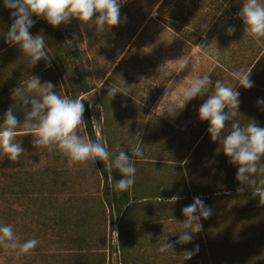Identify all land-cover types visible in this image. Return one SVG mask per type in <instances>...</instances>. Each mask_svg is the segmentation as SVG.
I'll list each match as a JSON object with an SVG mask.
<instances>
[{
	"label": "rangeland",
	"instance_id": "374dc122",
	"mask_svg": "<svg viewBox=\"0 0 264 264\" xmlns=\"http://www.w3.org/2000/svg\"><path fill=\"white\" fill-rule=\"evenodd\" d=\"M161 1L121 0V23L106 32L97 30L94 21L82 25L73 18L70 23L54 28L44 19L32 17L35 23L30 32L44 35L46 51L52 59L50 67L42 59L30 68L27 56V71L39 76L41 83L52 82L59 95L86 101L96 139L102 144L106 142L110 152L118 154L123 149L131 156L133 145L143 148V158H133L137 174L129 193L130 197L146 202L131 201L134 206L128 207L129 212L123 218L122 211L118 213L109 206L110 189L103 190L95 163L69 167L67 158L58 150L34 148L32 134L23 136L20 129L16 141L25 150L20 160L14 163L0 151L2 224L12 225L21 242L35 238L40 243L27 255L0 247V264H125L126 260L136 264H214L211 247L217 235L215 214L206 219L205 227L193 235L190 243L176 244L180 231L184 230L181 209L191 203L170 200L184 192L187 178L182 169L183 157L194 136L203 134L207 125L198 115L204 102L192 107L187 117L183 112L189 102L175 118L160 113L169 104L181 105L189 82L194 77L210 75L215 65L200 47L182 35L194 33L196 22L208 21L210 27L216 28V39L227 37L231 4L229 0H188V7L172 6L176 15L170 21L179 27L180 32H176L168 28L165 19L156 16ZM10 13L4 7V0H0L1 45L6 44V33L12 23ZM73 34L78 39L73 40ZM16 53L17 57L23 54ZM22 58L18 60L20 64L24 62ZM183 58H188L190 65L179 72ZM74 65L83 68L85 80L92 88L80 96L72 89ZM112 88L128 95L117 92L112 97L109 91ZM166 90L172 92L165 96ZM82 135L87 138L85 127ZM217 155L209 144L192 161L199 181L214 180ZM106 167L110 177L107 164ZM16 172L23 174L22 177L31 175L41 185L40 191L33 187L32 193L22 195V207L14 204L10 190ZM114 173L123 178L119 170L111 169L112 177ZM40 208L42 213L34 214ZM56 220L67 223L65 234L57 229ZM250 220L258 232L249 230L246 238L249 244L252 239L258 240L255 264H264V216ZM74 223H79L76 231ZM165 237L174 248L161 253L159 248ZM222 237L226 245V235ZM196 246L198 252L185 260L184 253L193 252ZM222 251L225 264L252 263L249 258L245 261L232 255L226 246Z\"/></svg>",
	"mask_w": 264,
	"mask_h": 264
},
{
	"label": "clouds",
	"instance_id": "9594fccd",
	"mask_svg": "<svg viewBox=\"0 0 264 264\" xmlns=\"http://www.w3.org/2000/svg\"><path fill=\"white\" fill-rule=\"evenodd\" d=\"M223 6L228 7L227 4ZM4 7L11 10L12 18L11 26L6 33V43L18 45L22 53L30 57V68L42 59L50 67L52 59L46 51L44 35H33L30 32L35 23L33 16L44 19L54 28L70 23L73 18L79 20L82 25H89L90 21H94L96 29L101 32L111 31L121 23V0H4ZM237 16L242 18L245 31L251 38L259 40L264 37V4L260 0H244ZM226 32L232 35L235 28L229 26ZM75 39L78 37L73 34V40ZM73 40L67 42L71 43ZM203 55L211 58L213 51L207 49ZM189 65L190 60L183 58L179 72ZM231 75L237 81L235 86L226 85L221 80H217L213 85L209 74L194 77L183 92V103L179 106L174 103L165 106L160 115L175 118L188 102L208 93L207 100L198 109L199 119L208 122L207 132L211 141H218L224 155L229 158V163L237 166L236 180L241 185L252 186L253 196L259 197L260 205L264 206V179L257 182L254 178L257 172H264V166L261 165L264 157V127H260L255 120H250L242 126L236 119L241 103L237 86L250 89L254 82L250 78L251 71L245 69ZM55 88L56 85L52 82L41 83L39 76L31 75L24 82V86L19 85L12 90V99L20 101L25 118L21 122L12 107L7 109L3 123L0 124V151L10 161L18 162L25 152L21 143L16 141L17 130L22 129L23 136L32 134L34 148H46L49 152L58 150L67 158L69 167L75 164L93 165L100 160L110 169V181L113 180L111 169L119 170L123 178L114 182V187L119 192H127L135 184L137 169L133 158H143V148L140 145H133L131 156L123 149L117 154L108 150L106 142L102 144L98 140L85 138L82 135L85 127L84 103L80 99L59 95L54 91ZM109 91L112 97L117 92L128 95L127 92L116 88ZM170 93L166 90L165 96ZM257 104H264V100H258ZM230 121L231 130L225 134L224 129ZM181 198L173 196L170 200L174 203ZM181 211L185 217L184 230L180 231L179 239L175 243L188 244L192 241L193 235L202 230L201 220L208 219L212 215V210L197 196ZM39 243L40 241L35 238L21 242L12 225L0 223V247L3 249L16 250L21 255H27ZM173 248L174 244L167 242L165 237L161 241L159 251L165 253ZM198 250L199 246H196L193 252L186 251L184 259H191Z\"/></svg>",
	"mask_w": 264,
	"mask_h": 264
},
{
	"label": "trees",
	"instance_id": "16d2710c",
	"mask_svg": "<svg viewBox=\"0 0 264 264\" xmlns=\"http://www.w3.org/2000/svg\"><path fill=\"white\" fill-rule=\"evenodd\" d=\"M187 1L188 0H162L156 9V16L160 17L161 20L165 19L168 28L180 32L179 27H176L174 23L170 21L171 18H175L176 15L175 9L172 6L176 7V5H181V8H185L190 5V1H188L189 3ZM199 1L205 2L204 0ZM229 2L231 4L229 5L230 16L228 19L229 21L226 23V29L229 26H233L235 32L232 35L216 39V35H214L216 28L213 25L210 27L208 21H204L201 24L196 22L194 24V33L193 31L191 34L184 33L182 37L185 39L188 38L187 41L196 47H200L203 52L207 49L213 51V56L211 58L214 60L215 65L209 75L212 84L218 79H222L227 82L228 85L235 86L237 81L231 75L233 72L240 69L251 71L250 78L254 82V86L250 89L237 86V90L240 92L239 99L241 103L236 119L240 121L242 126L249 123L250 120H255L260 127H264V104H257L258 100H264V37L256 40L251 38L245 31L242 18L237 16V13L243 6L244 0H229ZM260 2L264 4V0H260ZM187 15H191V13L188 12ZM167 20H169V22H167ZM185 20L187 19L185 18ZM217 48L218 51H216ZM239 59H242V61ZM73 81L74 85L72 89L75 90L79 96L88 93L92 89L85 80L83 68L77 67V65H74ZM208 95L209 94L206 93L203 97H196L190 101L186 110L183 112V116H189L192 107L205 102ZM80 100L84 103L86 109L83 119L85 120L87 138L97 141L92 129L88 104L83 99ZM225 111H227V109H225ZM208 126L209 124L207 122L203 134L197 137L194 136L190 148L184 153L183 170L187 182H185L184 192L182 191L180 195L182 199L179 201L182 204L187 201L192 203L194 197L199 196L204 203L211 208L212 213L215 214V230L217 235L215 244L211 247L213 249L214 264H225V260L222 259V249L225 246L227 250L231 251L232 255L240 257L245 261L249 258L250 261H252V263L249 262V264H255L256 258L258 257L256 253V242H258V240L252 239V244H249L251 242L247 240L246 234L249 230L258 232L256 229L257 226H255L250 219L260 215L264 216V206L260 205L259 197L253 196L252 186L248 187L247 185H241L240 182L236 180L237 166L229 163V158L224 155L218 141H211L210 135L207 132ZM230 130L231 121L228 122L224 129V133L226 134ZM209 144L213 145L214 150L218 154L213 165L215 178L213 181L203 182L197 179V170L192 169V161L199 155L202 148ZM95 164L103 182L102 188L106 190L108 189V174L105 163L97 160ZM261 165L264 166V157H262ZM200 174L203 176L204 170L201 169ZM22 175L19 174V172L15 173V178L12 182L13 188H10L14 204L21 205V207L22 195L25 196L28 193H32L34 188L40 191L38 187L41 186L37 184L36 178H31V175H28V177H22ZM257 176H259V178ZM254 178L259 182V180L264 179V172H257ZM257 186H259L258 183ZM241 188L243 190L238 191V189ZM108 204L110 203L108 202ZM211 205H213L214 208H212ZM260 209L262 210L261 213ZM31 213H33V211ZM41 213L42 210L40 208L34 214ZM0 223H2L1 209ZM221 223L223 224L222 226L227 225L229 227L224 228L218 226ZM201 224L204 228L206 219H202ZM249 226H251L252 229L249 228ZM222 234L226 235V245L223 242Z\"/></svg>",
	"mask_w": 264,
	"mask_h": 264
},
{
	"label": "crops",
	"instance_id": "0c3cea01",
	"mask_svg": "<svg viewBox=\"0 0 264 264\" xmlns=\"http://www.w3.org/2000/svg\"><path fill=\"white\" fill-rule=\"evenodd\" d=\"M18 51H21L18 45H9V44H0V124L3 123L4 113L7 111L9 107L13 108L14 114L17 116L18 120L23 122L24 111L21 109L20 101L12 99V90L19 85L24 86V82L27 81L32 72L27 71V56L24 54H20L17 57ZM22 52V51H21ZM23 57L22 60L24 62L22 64L19 63V58ZM30 107V106H29ZM23 113V114H22ZM17 132H22V130H17ZM183 165V164H182ZM106 167V163H105ZM107 169V167H106ZM183 169V166H182ZM184 173V170H183ZM108 174V189H110V199L108 202L110 206L116 210L118 213L122 211V217L125 218L128 214V207L131 208L134 205H131V201H135L139 204H144L146 201L142 198H132L130 197L129 190L127 192H119L114 187V182L120 180L115 173L113 174V180L110 181L109 173ZM137 174V173H135ZM149 178V177H148ZM165 196V195H164ZM124 220V219H123ZM60 221V223H59ZM56 220L54 223H57V229L62 233H66L67 223L62 220ZM74 231L78 230L79 223L73 224ZM120 243V242H119ZM134 261H127L125 264H136ZM141 264V263H137Z\"/></svg>",
	"mask_w": 264,
	"mask_h": 264
}]
</instances>
